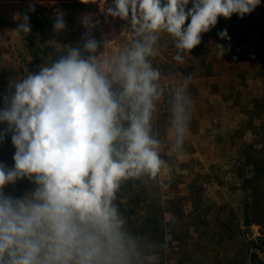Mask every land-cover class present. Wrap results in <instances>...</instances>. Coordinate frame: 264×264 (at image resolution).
<instances>
[{
	"label": "clouds",
	"instance_id": "obj_1",
	"mask_svg": "<svg viewBox=\"0 0 264 264\" xmlns=\"http://www.w3.org/2000/svg\"><path fill=\"white\" fill-rule=\"evenodd\" d=\"M112 3L107 15L130 21L126 43L106 41L96 55L98 41L87 38V58L69 47L59 60L15 81L14 92L5 97L0 123L7 128L0 142L10 132L15 153L13 168L0 163V264H156L155 245L130 229L117 201L124 183L170 171L161 141L152 134L166 91H171L170 151L181 153L190 135L191 77L165 88L153 64L160 39H172L173 60L182 63L218 18H243L261 0ZM28 19L25 14L13 31L18 37L31 32ZM53 27L65 30L62 14ZM218 35L228 38L226 30ZM22 178L33 181L35 190L23 198L5 196L4 186Z\"/></svg>",
	"mask_w": 264,
	"mask_h": 264
},
{
	"label": "rangeland",
	"instance_id": "obj_2",
	"mask_svg": "<svg viewBox=\"0 0 264 264\" xmlns=\"http://www.w3.org/2000/svg\"><path fill=\"white\" fill-rule=\"evenodd\" d=\"M101 2L0 0V109L6 106L5 97L14 92L15 81L59 60L67 48H79L87 58L83 52L87 38L98 41L96 55L104 51L106 41L127 42L130 21L107 15V8L114 7L112 0ZM33 4L35 11H29ZM25 14L31 32L18 37L13 31ZM58 14L63 15L66 25L59 33L53 27ZM223 30L227 31L226 39L218 35ZM201 36V43L183 55L180 63L173 60L177 50L172 39L162 35L153 64L161 70L166 89H171L168 77L180 69L195 78V84L187 89L190 97L206 98L208 94L214 109L222 108L223 103L212 95L226 99L233 111L234 128L224 126L222 133L212 136L220 144L214 154L226 157V163L204 168L200 160L187 163L164 152L169 144L165 139L163 146L162 136L171 125V91H166L153 116L152 134L161 141L162 158L171 165L170 171L155 180L124 183L117 203L139 235L144 229L143 217H147V226L161 230L159 235L145 236L154 245L163 239V247L154 249L156 264H252L253 252L261 261L264 256V245L245 231L246 226H252L255 235L264 238V0L243 18L237 14L218 18L216 26ZM190 127L197 130L198 120L192 118ZM6 128V123H0V131ZM195 136L201 143L202 135L196 132ZM186 147L190 149L187 140ZM14 153L9 132L0 142V163L13 168ZM213 181L221 189L216 201L208 197ZM36 187L33 181L22 178L5 185L3 193L23 198Z\"/></svg>",
	"mask_w": 264,
	"mask_h": 264
},
{
	"label": "crops",
	"instance_id": "obj_3",
	"mask_svg": "<svg viewBox=\"0 0 264 264\" xmlns=\"http://www.w3.org/2000/svg\"><path fill=\"white\" fill-rule=\"evenodd\" d=\"M186 77H191L189 84H195V78L192 75H188L182 70H174L172 76H169L167 79V84L171 87L181 81H183ZM204 97H191L192 99V118H195L199 122V128L194 130L190 127V135L186 138L187 144L190 149L184 148L183 151L179 154L172 153L170 151V146L173 140L172 129L169 127L166 133H163V142L165 147V139H167L168 146L164 152L167 155H176L180 158V161L187 160V163L196 162L200 160L202 166L204 168L209 165H216L226 163V157L220 158L214 154V150L220 146L216 141L213 140V134L223 132L224 126H229L230 129L234 128L233 125V111L229 107H227L226 99L222 98L220 95H212V97H217L222 101V108L214 109L210 104V100L212 99L208 94ZM208 97V98H207ZM209 102V103H208ZM201 106L199 109L198 106ZM224 127V128H223ZM198 132L202 135L201 143L196 139L195 133ZM223 145V144H221ZM171 165H169L170 167ZM171 168V167H170ZM207 171V170H206ZM188 173V170L184 171ZM183 172V173H184ZM183 180H186L185 177ZM209 193L208 197L211 201H216L221 195V189L219 184L213 181V183L208 186ZM264 261V256L262 257Z\"/></svg>",
	"mask_w": 264,
	"mask_h": 264
},
{
	"label": "trees",
	"instance_id": "obj_4",
	"mask_svg": "<svg viewBox=\"0 0 264 264\" xmlns=\"http://www.w3.org/2000/svg\"><path fill=\"white\" fill-rule=\"evenodd\" d=\"M261 38H264V36H262ZM247 181L245 180V183H246ZM148 220H147V217H143V222H142V225H143V231H142V235L143 236H148V235H150L149 233H153V234H155V235H159L160 233H161V230H159V228H157V226L155 227H150V226H147V224H146V222H147ZM128 222H129V227H130V229L133 231V232H135V233H137L138 234V232H137V230H136V228L132 225V220H130V219H128ZM161 236V235H160ZM259 242H258V244L260 245H264V238H261V239H259L258 240ZM155 247L157 248V249H159V248H161V247H163V239L162 238H160L159 239V242L155 245ZM155 248V249H156ZM250 260H251V263L252 264H264V262L263 261H261L259 258H258V256H257V254L255 253V252H253L252 254H251V256H250Z\"/></svg>",
	"mask_w": 264,
	"mask_h": 264
},
{
	"label": "water",
	"instance_id": "obj_5",
	"mask_svg": "<svg viewBox=\"0 0 264 264\" xmlns=\"http://www.w3.org/2000/svg\"><path fill=\"white\" fill-rule=\"evenodd\" d=\"M245 231L248 234V236H250L252 239H255L256 241H258L260 239V235H258V234L255 235V232H254L252 226H246Z\"/></svg>",
	"mask_w": 264,
	"mask_h": 264
}]
</instances>
